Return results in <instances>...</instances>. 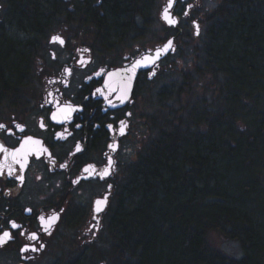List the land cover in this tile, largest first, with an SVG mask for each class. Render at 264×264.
Masks as SVG:
<instances>
[{
  "label": "flooded vegetation",
  "instance_id": "1",
  "mask_svg": "<svg viewBox=\"0 0 264 264\" xmlns=\"http://www.w3.org/2000/svg\"><path fill=\"white\" fill-rule=\"evenodd\" d=\"M30 2L0 0V49L3 50L13 37L17 42L15 50L26 54L20 61L23 79L15 87V93L0 91V125L5 126L0 128V145L12 151L31 136L41 141L48 152L29 155L24 169L13 164L15 173L11 176L7 168L0 175V235L10 231L13 237L0 247V264H62V240L72 231H81L82 227L92 223L95 232L100 234L112 206L115 204L121 209L125 181L135 163V159L127 162L125 153L136 143L137 160L141 135L152 134V140L159 135L166 113L161 112L155 117V102H147L146 98L155 95L156 80L167 68L164 64L172 55L168 54L157 66L139 70L123 103L117 96L124 83L116 76L109 80L108 74L174 33L158 15L160 27L156 31L154 25L157 22L153 21L155 0L149 2L152 4L149 7L148 0H143L140 13L129 0ZM189 2L178 0L175 3L174 13L181 16L180 24L191 16ZM28 6L33 15L42 17L32 25L26 20ZM115 12L125 21L119 24L123 28L121 32L110 33L108 28ZM44 14L47 21H43ZM194 20L197 19L192 20L195 26ZM96 29L101 30L100 36L92 32ZM53 36H60L65 43L51 42ZM202 41H205L204 37ZM8 51L11 54V49ZM2 57L0 54V61ZM201 67L198 76L203 91L194 100L197 136L204 138L209 130L218 132L216 122L221 115L239 138L250 136L251 125L264 114V71L257 79L261 88L254 94L231 86L232 91L228 88L223 94L219 72L205 68L204 63ZM97 89H102L103 94ZM222 99L233 100L232 106L223 107ZM182 100L185 105L182 110L188 115V99L182 97ZM57 101L60 106L71 105L75 109L71 118L62 123L51 119L52 113L57 111ZM121 121L126 125L123 135L119 132ZM17 125L24 130L20 131ZM156 129L158 134L155 136ZM57 133H63L66 138H58ZM78 145L80 151H77ZM4 156L5 153L0 152V163L4 162ZM261 160L257 183L263 195L264 211V157ZM62 164L66 167H61ZM89 165L94 166L95 172L84 171ZM105 169L107 174L101 178L100 173ZM21 175L23 181L16 178ZM104 199L106 204L97 212L96 201ZM53 215H58V219L50 226L39 219L43 216L47 220ZM12 221L20 227L12 229ZM262 221L264 223V212ZM33 233L38 239H28ZM25 246L37 250L22 251ZM222 250L233 260L240 261L247 254L254 258L250 254L251 248L243 245L240 255ZM73 253L74 250H69L66 254ZM98 264H105V260ZM256 264H264V254Z\"/></svg>",
  "mask_w": 264,
  "mask_h": 264
},
{
  "label": "trees",
  "instance_id": "2",
  "mask_svg": "<svg viewBox=\"0 0 264 264\" xmlns=\"http://www.w3.org/2000/svg\"><path fill=\"white\" fill-rule=\"evenodd\" d=\"M142 1L129 0L139 13ZM150 1L147 7L152 6ZM120 16L115 12L111 17L110 33L122 31L119 24L125 20ZM39 17L28 6V24ZM192 18L180 24L183 31L176 38L177 49L178 41L190 36L186 27ZM207 18L200 63L219 72L223 94L230 86L251 94L259 91L257 79L264 71V0H221ZM43 21H47L46 14ZM92 32L101 35L100 29ZM16 45L12 37L0 49L3 93H15L23 79L20 61L26 54L15 50ZM189 74L183 75L182 83L192 78ZM182 87L173 88L168 98L172 102L166 107L171 114L166 109L159 135L132 165L121 209L114 204L109 210L103 230L106 251L97 253L96 243L89 242L76 264L101 260L108 264H256L264 254L263 195L257 183L264 157V133L258 130L264 131V114L251 125L250 136L239 138L221 115L216 122L218 132L209 130L201 138L196 132L195 102L187 100L188 115L182 110ZM231 101L222 99L221 105L230 108ZM226 239H237L251 248L254 258L247 254L240 261L230 259L219 244Z\"/></svg>",
  "mask_w": 264,
  "mask_h": 264
},
{
  "label": "rangeland",
  "instance_id": "3",
  "mask_svg": "<svg viewBox=\"0 0 264 264\" xmlns=\"http://www.w3.org/2000/svg\"><path fill=\"white\" fill-rule=\"evenodd\" d=\"M220 1L221 0H190L189 4L191 5V15H193L192 20L197 19L201 25L199 28V34L196 33L197 29L191 20V23L188 24V27H186L190 33V36L187 34L178 41L179 48L177 52L165 62L164 65L167 68H165V71L159 74V77L156 80L155 95L153 97L146 98L147 102L150 100L155 102V117H158L161 112L163 113L166 109H168L166 107H169V103L172 102L168 98L172 97L174 93L173 90L175 88H179L180 85H183L181 88L183 93L181 95L186 100L191 99L194 101L198 99V96H200L202 93L203 89L200 87L201 82L199 80L198 73L200 70H202L200 58H203V52L205 51L202 40L209 24L207 14L211 13L213 9L219 5ZM164 2L165 0H156V8L153 12V21L157 22V24L154 25L156 31H158V28L160 27L158 22L161 21L160 19L159 21L157 18L158 10L161 8ZM151 41L153 42V40H150V42ZM197 67L199 68V71H197ZM186 72H190L189 75H191L192 78L189 80L186 79L185 83V79H183L182 83L183 75H185ZM168 110L169 114H171L170 109ZM165 113L168 114V111L166 110ZM157 134L158 132L156 129L155 136ZM152 139V134L148 135L147 133L146 135H141V139L139 141L138 157L145 150V147L151 141H153ZM136 150L137 145L134 143V145L131 146V151L125 153V160L127 162H131L133 159H135V162L137 161L135 156ZM93 226V223L91 225H85L82 227L81 231H72L70 236L62 240V242L64 241V249L61 251L62 264H76L77 261L83 259V252L86 250L85 244L90 241L92 242L95 236H97L96 240L94 241L97 246V253L106 251L107 245L104 242V240H107L106 235H104L103 231L100 232V234L96 233ZM219 244H221L222 248H224V250L229 253L237 255L242 254L241 243L234 239H228L225 242H219ZM69 250H74V253L71 255L66 254ZM105 264H108V261L106 262L105 260Z\"/></svg>",
  "mask_w": 264,
  "mask_h": 264
},
{
  "label": "snow or ice",
  "instance_id": "4",
  "mask_svg": "<svg viewBox=\"0 0 264 264\" xmlns=\"http://www.w3.org/2000/svg\"><path fill=\"white\" fill-rule=\"evenodd\" d=\"M176 2H178V0H168L167 5L164 7L163 12H162V19L169 26H176L179 23V20L175 16H173L172 11H171V9L174 7V4ZM189 7H191V5H189ZM184 15L187 16L188 13L184 12ZM196 28H197V34H199V25H196ZM51 42L53 43L58 42L61 45L65 43V41L60 36H53L51 38ZM170 48H172V41H168V43L164 45V47L157 49L154 56H144L140 60H137L132 65V67L119 69L116 72H112L108 74L109 80H111L115 76H119L121 80L124 82V86L119 89V95L117 96V99L120 100L121 103H123L128 98V86L130 85L131 80L133 76L135 75L136 69L142 65L147 66L149 63H154L155 60L159 59V57L162 54H166ZM84 51H88V50L85 49ZM81 62L83 63V60ZM65 71L69 72L70 74V70L66 69ZM110 91H116V89H110ZM97 92H100L101 94H103L102 89H97ZM49 95H51V93ZM56 103H57V111L52 113L51 119L57 122H61V123L69 120L71 118V113L75 111V109L71 105L60 106L58 101ZM109 104H112V101H109ZM4 127H5L4 125H0V128H4ZM41 127H43V123H41ZM77 127H79V125H77ZM111 127L112 126L109 125V128ZM125 127L126 125L124 121H121L120 129H119V132L121 135L124 134ZM17 128H19L20 131L24 130L20 125H17ZM56 135L58 138H66L63 133H57ZM112 147H115V145H113ZM77 151H80L79 145L77 146ZM0 152L5 153L4 162L0 163V175H2L5 168H7L8 175L11 176L15 173V168L13 167V164H17L20 166L21 169H24L25 167H27L29 155L35 153L38 156L40 153H47L48 150L47 148H44L42 146L41 141L35 140L33 139V137L29 136L23 141V143L21 144L19 148H16L12 151H9V149L4 147L3 145H0ZM50 155L51 154L49 153V156ZM9 159L11 160V163H9ZM61 167H66V165L62 164ZM90 170L95 172L94 166L89 165L88 167L84 169L85 172H89ZM106 174H107V169H105L103 173H100L101 178H103V176ZM16 178L21 181H23L24 179L22 175L17 176ZM105 204H106V199L97 200L96 201V211L100 212L102 210V206H104ZM27 211L31 212V209H27ZM39 219L43 223H45L47 226H50L52 223H54L58 219V215H53L51 217H48L47 220H45V217L40 216ZM11 227L12 229H16V228H19L20 225L16 224L15 221H12ZM45 231H47V227H45ZM20 234L23 235L24 233L21 232ZM12 239L13 237L10 231H3L2 235H0V247H2L4 244H6L8 241ZM28 239L36 240L38 239V237L35 233H33L28 237ZM29 250L36 251L37 249L35 247H32L31 249H29L28 246H25L24 248H22V251H29Z\"/></svg>",
  "mask_w": 264,
  "mask_h": 264
},
{
  "label": "water",
  "instance_id": "5",
  "mask_svg": "<svg viewBox=\"0 0 264 264\" xmlns=\"http://www.w3.org/2000/svg\"><path fill=\"white\" fill-rule=\"evenodd\" d=\"M168 3V0H165L164 4L161 6V8L158 10V18L164 23L166 24L167 26H169L163 19H162V12H163V9L164 7L167 5ZM174 7H175V4H174ZM174 7L171 9L172 11V14L173 16H175L178 20H179V23L178 25L176 26H169V27H172L176 30V32L174 34H172L170 37H168L167 39L163 40L162 42L160 43H157L156 45L152 46V47H149L146 51L138 54L137 56H135L129 63H127L126 65L122 66V67H119L117 70L119 69H124V68H130L132 67V65L137 61V60H140L142 57L144 56H154L155 52L157 49H160L162 47H164V45H166L168 43V41H172V48H170L166 54H162L159 59H156L154 63H149L147 66H140L136 69V72H135V75L133 76L132 80H131V83L130 85L128 86V90H130V87H131V84L134 80V78L136 77V75L138 74L139 70L141 69H144V68H149V67H152L154 65H159V62L165 58L168 54H173L176 52L177 50V43H176V38L182 33V27L179 25L180 24V20H181V16L174 13ZM194 24L195 26L196 25H199V22L197 20H194ZM197 29V28H196ZM197 33V31H196ZM174 49V50H172ZM116 70V71H117ZM115 71V72H116ZM116 79L118 81H122L121 78L119 76H116ZM123 82V81H122ZM124 83V82H123Z\"/></svg>",
  "mask_w": 264,
  "mask_h": 264
}]
</instances>
